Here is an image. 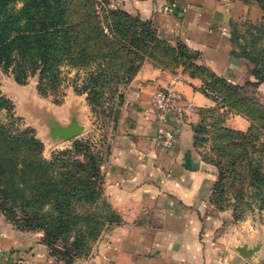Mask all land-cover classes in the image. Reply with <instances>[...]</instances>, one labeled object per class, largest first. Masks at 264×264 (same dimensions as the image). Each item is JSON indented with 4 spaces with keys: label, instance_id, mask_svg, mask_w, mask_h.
Wrapping results in <instances>:
<instances>
[{
    "label": "trees",
    "instance_id": "trees-1",
    "mask_svg": "<svg viewBox=\"0 0 264 264\" xmlns=\"http://www.w3.org/2000/svg\"><path fill=\"white\" fill-rule=\"evenodd\" d=\"M238 1L257 4L264 12V0ZM18 2L24 5L20 10ZM235 28L233 55L251 63L258 83L248 85L257 89L264 82V49L259 46L264 23L249 26L250 36H243L244 42ZM200 59L201 53L183 42L173 45L163 39L153 21L123 10L102 14L96 0H0V69L12 71L17 83L27 84L37 77L40 94H55L63 82L62 67L78 69L85 72L80 91L87 94L94 110L103 112L107 103L124 100L123 86L151 60L163 70L175 73L183 68L190 77L202 79L206 88L222 96L221 108L251 123L247 132L231 130L224 127L226 116L219 109L202 110L201 121L193 128L194 145L207 141L212 132L219 140L247 137L254 129L255 115H261L256 100L244 96L249 86L230 84L201 65ZM212 117L217 120L211 123ZM44 149L30 132L0 125V212L16 223L17 213H23L20 230L43 232L52 255L75 264L121 218L104 197L102 158L88 140L76 141L73 150L62 151L52 160L44 157ZM222 150L220 146L217 152ZM220 170L214 193L223 192L225 186L228 168ZM251 180L256 188H264L261 166L251 170Z\"/></svg>",
    "mask_w": 264,
    "mask_h": 264
},
{
    "label": "crops",
    "instance_id": "crops-1",
    "mask_svg": "<svg viewBox=\"0 0 264 264\" xmlns=\"http://www.w3.org/2000/svg\"><path fill=\"white\" fill-rule=\"evenodd\" d=\"M120 5L133 16L153 21L171 44L181 41L200 52L199 63L230 84L258 83L252 66L233 50L235 27L244 42L243 26L264 23L259 5L238 0H120ZM171 82L197 113L170 121L176 140L166 149L156 142L160 125L152 99ZM204 87L202 79L190 77L183 68L173 73L145 61L126 91L132 110L129 125L102 166L103 194L121 223L108 226L75 264H256L234 250L243 233L239 226L220 231L219 218L227 215L208 210L216 177L194 145L193 130L206 109L225 114L224 127L231 130L247 132L251 123L221 108ZM256 90L264 94V82ZM0 264L65 262L52 255L43 232L22 231L0 214Z\"/></svg>",
    "mask_w": 264,
    "mask_h": 264
},
{
    "label": "rangeland",
    "instance_id": "rangeland-1",
    "mask_svg": "<svg viewBox=\"0 0 264 264\" xmlns=\"http://www.w3.org/2000/svg\"><path fill=\"white\" fill-rule=\"evenodd\" d=\"M115 5L117 9L110 8L109 11H125L120 5V0H117ZM23 6L22 2H18L16 9L20 10ZM107 6L108 4H105L103 9L106 10ZM243 29L244 35L249 36L248 28L243 26ZM259 46L264 49V37ZM247 62L251 65L249 61ZM61 70L63 82L58 92L42 95L38 91L37 77L31 78L27 84H19L15 81L12 71L0 69V105H2L0 125L9 126L14 131L30 132L44 144V157L48 160H52L62 151L73 150L76 141L88 140L93 152L102 158L103 166L109 158L116 138L126 131L131 120L132 110L126 100V91L131 83L121 89L123 101L116 99L113 103H107L105 111L101 112L94 110L88 103L87 94L80 91L83 88L85 72L68 66H63ZM244 96L254 98L261 106L259 107L261 115L259 116L258 113L255 115L253 131L248 133L247 137L239 139L229 137L223 140H219L215 132H212L208 135L207 141L195 147L201 158L215 172L216 181L208 210L227 215V219L219 218L220 231H234L239 226L238 230L243 231L237 242L239 246L262 241L263 249L256 259V264H264V188H256L251 180L253 168L261 166L264 172V94L258 92L255 87L249 86ZM74 110L77 111L81 123L86 126V132L71 141L53 142L49 138V128L44 113L54 115L62 124L67 125ZM216 120L212 117L209 122ZM220 146L223 150L219 153L217 149ZM222 166L228 168V172L225 173V186L220 189L223 192L214 193L215 184L220 180ZM0 214L4 215L1 212ZM17 215V223L4 216L14 226L23 228V218H21L23 213ZM95 243L92 242L91 247ZM58 244L61 248H65L62 241Z\"/></svg>",
    "mask_w": 264,
    "mask_h": 264
},
{
    "label": "built area",
    "instance_id": "built-area-1",
    "mask_svg": "<svg viewBox=\"0 0 264 264\" xmlns=\"http://www.w3.org/2000/svg\"><path fill=\"white\" fill-rule=\"evenodd\" d=\"M96 1L97 10L102 14L105 11H109L110 8L117 9V5H115L117 0ZM105 4H108L106 10L103 9ZM203 91L209 97L218 102L219 105L223 106V98L221 95L206 87L203 88ZM152 101L156 112V118L160 125L158 128L156 142L161 147L171 149L175 144L176 132L174 129L170 128L168 124L173 118H177L182 121L186 117L196 114L197 108L176 89L175 82H171L165 88L156 90Z\"/></svg>",
    "mask_w": 264,
    "mask_h": 264
},
{
    "label": "water",
    "instance_id": "water-1",
    "mask_svg": "<svg viewBox=\"0 0 264 264\" xmlns=\"http://www.w3.org/2000/svg\"><path fill=\"white\" fill-rule=\"evenodd\" d=\"M45 122L49 128V138L53 142H67L82 136L86 132V126L81 123L77 111L72 112L69 124L64 125L54 115L44 113ZM263 249V242L256 244L245 243L235 247V251L243 258L254 261Z\"/></svg>",
    "mask_w": 264,
    "mask_h": 264
}]
</instances>
